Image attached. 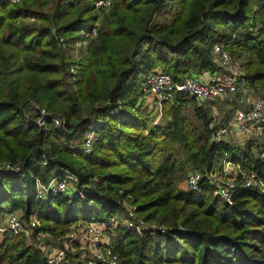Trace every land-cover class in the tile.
I'll use <instances>...</instances> for the list:
<instances>
[{
  "label": "trees",
  "instance_id": "trees-1",
  "mask_svg": "<svg viewBox=\"0 0 264 264\" xmlns=\"http://www.w3.org/2000/svg\"><path fill=\"white\" fill-rule=\"evenodd\" d=\"M215 43L264 99V0H110L100 14L91 0H0V166L20 168L0 178V219L4 210L34 216L61 239L75 221L122 217L129 196L138 219L168 233L113 229L116 264H264V189L237 188L226 205L208 185L183 184L224 154L264 183V140L214 143L224 125L202 102L174 94L156 105L140 93L155 69L173 82L215 72ZM87 130L95 138L84 153ZM63 174L83 201L36 199L35 180ZM0 264L46 260L21 234L3 233Z\"/></svg>",
  "mask_w": 264,
  "mask_h": 264
},
{
  "label": "built area",
  "instance_id": "built-area-1",
  "mask_svg": "<svg viewBox=\"0 0 264 264\" xmlns=\"http://www.w3.org/2000/svg\"><path fill=\"white\" fill-rule=\"evenodd\" d=\"M4 1L14 4L18 0ZM91 2L98 14L105 13L109 8V2L106 0H91ZM91 34H94V31ZM210 56L219 68L218 73H206L199 79L184 76L180 81L173 82L166 73L151 71L146 74L140 93L145 98L154 99L153 102L156 105L168 101L174 94L187 95L199 102H211L233 95L240 90L244 94L248 93V90L240 83V69L222 43L212 45ZM69 73L74 74V70L70 69ZM245 100V103H248V97ZM41 114L43 113L41 112ZM59 122L57 119L54 120L56 126L59 125ZM226 137H241L253 141L264 140V99H255L249 103L248 107L235 110L224 126L213 130L211 140L214 143H219ZM94 138V131L87 130L82 143L84 153L91 150ZM228 156V154H224L219 168L208 174L188 173L186 189L191 192H200L204 185H208L211 187L212 195L226 205H231L232 195L237 188L244 190L255 188L262 192L263 181L253 173H247L236 164L226 160L225 158ZM19 170L18 165H2L0 166V178L15 176ZM216 172L220 178L215 176ZM72 181L73 179L69 175L63 174L53 177L50 182H36L35 197L40 201H44L46 196H55L66 202L83 201L84 192L72 188ZM127 199L129 202L123 201L124 215L122 217H110L104 221L78 220L71 223L65 229L61 239H58L59 247H48L44 244L45 241L49 242L53 238L39 229V222L34 216L24 223L14 212L8 210L3 212L6 217L5 224L0 226V235L10 233L21 234L25 238L33 237L32 246L44 254L46 264L62 263L67 253H73L75 247L79 251L76 264H116V258L110 252L113 229L121 227L131 230L139 236L168 233L159 226L144 224L134 214V207L130 204L129 196ZM85 251H89L90 255H83Z\"/></svg>",
  "mask_w": 264,
  "mask_h": 264
},
{
  "label": "crops",
  "instance_id": "crops-1",
  "mask_svg": "<svg viewBox=\"0 0 264 264\" xmlns=\"http://www.w3.org/2000/svg\"><path fill=\"white\" fill-rule=\"evenodd\" d=\"M212 62L214 63V66H216V71L212 72V73H218L219 68H218L217 64L213 61V59H212ZM152 71H159V70L155 69ZM204 74H206V73L200 74L198 76H192V77L199 79V78H202L204 76ZM245 94L240 90L236 94L228 95V96L223 97V98L221 97L220 99H218L216 101H211V102L202 101V104L204 106H207L210 108V112L212 114L214 121L221 122V125H225L227 123V121H229V119L231 118V116L235 112V110L244 109V108L248 107L249 103L257 98L256 95H254V93H252L250 90H248V93H245ZM246 97H248V103H245ZM147 101H148V98H145V102H147ZM152 106L154 107V105L152 104L150 106L151 109H152ZM156 109H157V106H156ZM156 109H154V112L156 111ZM235 138H238V137H235ZM242 144L243 143H239V144L235 143L234 146L242 145ZM53 177H55V176H53ZM53 177H51L48 180V182H50V180ZM36 182H37V180H35V184H36ZM72 188H74L73 185H72ZM50 198H57V197L46 196L44 201H46ZM14 213H17L18 216L20 215V212H14ZM5 217H6L5 213L2 212L1 219H0V226L5 224ZM1 238H2V234L0 235V241H1ZM56 246L59 247L60 243H57ZM83 255H85V256L90 255V253H89V251H85V254H83Z\"/></svg>",
  "mask_w": 264,
  "mask_h": 264
},
{
  "label": "rangeland",
  "instance_id": "rangeland-1",
  "mask_svg": "<svg viewBox=\"0 0 264 264\" xmlns=\"http://www.w3.org/2000/svg\"><path fill=\"white\" fill-rule=\"evenodd\" d=\"M106 1H108L109 2V6H110V0H106ZM76 48L77 47H79L78 45L77 46H75ZM74 52H76V50H74ZM229 53V52H228ZM77 57H78V53L76 52L75 53V55H74V58H76L77 59ZM236 63H238V62H236ZM241 72V71H240ZM243 87V86H242ZM236 94V93H235ZM264 94V93H263ZM140 99H142V98H140ZM256 99H263L262 97H260V98H256ZM233 115V114H232ZM224 141H231L232 142V144H239V143H244L245 142V138H241V137H239V138H235V137H230V138H228L227 139V137L226 138H224L223 139ZM248 140V139H247ZM223 158H224V156H223ZM222 158V159H223ZM226 160L228 159V158H225ZM190 172H192V171H189V172H187L185 175H184V180H183V184L185 185V187H186V178H187V175H188V173H190ZM219 174L216 172L215 173V176L217 177V178H220L219 176H218ZM210 191H211V187H210ZM212 193V192H211ZM76 201V200H75ZM75 201H73V202H75ZM17 216H18V214L17 213H15ZM19 218L21 217V214L18 216ZM36 218V217H35ZM24 223H25V221H23ZM39 222V221H38ZM40 225V224H39ZM26 240H27V242H28V244L29 245H33L32 243H33V240L31 239V238H26ZM57 243H59V240L58 239H53V240H51V241H45V243L44 244H46L48 247L49 246H56V244Z\"/></svg>",
  "mask_w": 264,
  "mask_h": 264
}]
</instances>
